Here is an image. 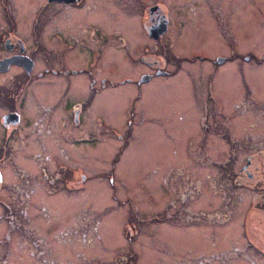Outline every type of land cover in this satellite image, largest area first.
I'll use <instances>...</instances> for the list:
<instances>
[{
  "label": "rangeland",
  "instance_id": "374dc122",
  "mask_svg": "<svg viewBox=\"0 0 264 264\" xmlns=\"http://www.w3.org/2000/svg\"><path fill=\"white\" fill-rule=\"evenodd\" d=\"M25 3L34 4L15 0L19 8ZM154 4L170 27L160 31L162 20L150 37L146 8ZM16 5L7 0L10 11ZM84 5H60L57 23L76 34L69 15L78 13V22L118 28L121 48L77 41L68 68L86 71L69 74L67 87L41 81L31 88L41 99L48 92L69 102L93 98L79 125L68 111V141L56 149L58 161L68 162L67 187L43 179L41 162L51 148L32 140L17 148L9 139L0 153L9 180L0 192V264H264V172L253 167L264 168V152L245 167L252 177L240 174L247 156L264 150V0ZM3 18L0 12V27ZM214 26L221 28L217 44L228 45L217 53H227L230 66L214 69L207 58L195 59L216 48ZM153 61L166 71L155 72ZM101 77L110 90L90 91ZM113 80L120 84L113 87ZM14 94L6 95L9 102ZM5 101L1 95L0 114ZM32 105L28 96L25 108L35 116Z\"/></svg>",
  "mask_w": 264,
  "mask_h": 264
},
{
  "label": "flooded vegetation",
  "instance_id": "af4514ba",
  "mask_svg": "<svg viewBox=\"0 0 264 264\" xmlns=\"http://www.w3.org/2000/svg\"><path fill=\"white\" fill-rule=\"evenodd\" d=\"M28 1L34 4L30 5L25 3L19 8L15 4V0H13V5H16L17 9L10 11L6 6L7 0H0V5L3 6L0 12L2 17H4L1 20L0 27V77L5 75L10 76V80H2L6 82L0 84V96L4 95L6 99L4 102L5 111L0 114V153L2 152V154H4V151H7L8 147L11 146L9 139L14 141L13 145L17 148L28 146L31 140L36 141V145H38L40 149L47 150L51 148L48 153L44 154V163L41 162L43 179L50 186L56 187L58 183L62 182L63 185L66 183L65 187H67L68 162L58 161L56 149L57 146L62 149L60 140L68 141V111H73L74 115H71L73 118L77 113L80 116L84 110V105L87 104L88 101H91L93 94H91L89 98L80 100L74 99L69 102L68 99L56 94L52 96L49 92L47 97L42 95L43 99H41L35 92L31 93V88L34 86L38 87V83L41 81H44L49 87H56L62 83L67 87V76L69 74H83L85 69L79 67V70L75 71L70 67L68 68V65L71 64L67 58L68 51L76 47V42L78 41V44L88 47H100V49L109 50L114 49L115 46L117 53L121 48V32L118 28L105 31L100 28L96 20H92L90 23L86 24L85 22L87 20L81 17V20L78 22V13H72L71 15L68 13V15L74 17L70 22L77 28H80V31L81 28H83V31H85L84 34L80 31H76L77 33L75 34L74 31L68 28L67 24L60 25L57 23L56 18L63 13V9L58 10L60 5L68 9H76L80 6L83 8L87 0H27V2ZM51 7H57V9L53 11ZM146 12L150 23L148 26H144V29L146 33H149L150 37H154L152 34H155L157 30L156 26L162 20L165 23L163 28L168 30L170 26H168L167 19L160 13L158 5H148ZM98 20L100 19L98 18ZM114 22L118 23L119 19H116ZM48 25L52 26V30L47 28ZM68 29L71 35L69 39ZM208 29L211 30L210 28ZM212 29H214L216 48L210 52L209 57L195 55L199 57L195 59L205 60L207 58L206 60H208L209 65L214 67V69H216V66L221 65L230 66L231 57H229L227 53H217V51L225 52V49L228 48L227 43L224 44L226 47L223 48L220 40V43L217 44V33L221 32V28L219 26L218 28L214 26ZM44 32H46V34H44ZM71 39H74L75 42L71 41ZM230 52L232 54L231 47ZM94 54L100 56L97 50L92 51V55ZM148 65L155 67V72L166 71L160 68L156 61ZM56 67L59 68L57 69ZM210 72L216 73L214 71ZM100 79V86L97 85L96 81L90 83V91L91 88H94V92H98L101 89H104L103 91L110 90V88L106 89L109 86L107 78L101 77ZM125 79H127L125 80L127 82L133 81L132 78ZM30 81L35 82L33 83L34 85L30 83ZM113 81H111L114 83L113 87L120 84V81ZM14 92L18 94H14L12 96L13 100L9 102L7 100L9 97L6 98V95ZM211 92L212 91L209 89V93ZM95 94L96 93H94V95ZM28 96L32 98L34 102V105L28 108L33 110V114L34 110L37 111L35 116L32 115L31 110L25 108V101ZM58 101H60V103L56 108V103H58ZM73 106H75V108H73ZM57 128H59V131ZM17 141H20L19 146L14 144ZM263 152V149H258L255 153L248 155L245 163L240 166V169L243 168L240 174L248 178L252 177V174H249L246 168H249V166L254 163L253 157H256L257 153L261 154ZM35 155L39 156V153L37 152ZM59 155L65 160H68V154L62 155V153H60ZM2 167L3 164L0 165V192H2L5 182L9 181L8 174H6ZM253 167L258 172L259 170L261 173L264 172L262 165L258 166L254 164ZM28 168L31 167L28 166ZM19 169H21L23 173L29 174L26 168L20 167ZM254 198H256V195H254ZM259 199L264 202V191ZM246 235L249 236L248 231ZM6 239H8V236ZM248 241L250 242L249 238ZM250 243L252 244V242ZM229 254L228 252V254H224L223 257H227ZM247 257H249V255H247ZM250 261L252 264L255 262L252 258H250Z\"/></svg>",
  "mask_w": 264,
  "mask_h": 264
},
{
  "label": "water",
  "instance_id": "95a60500",
  "mask_svg": "<svg viewBox=\"0 0 264 264\" xmlns=\"http://www.w3.org/2000/svg\"><path fill=\"white\" fill-rule=\"evenodd\" d=\"M163 26H165V23H164V22L162 23V25H161V27H160V31L164 29ZM152 35H153V34H152ZM153 36L156 37L155 34H154ZM145 78H146V77H145Z\"/></svg>",
  "mask_w": 264,
  "mask_h": 264
}]
</instances>
